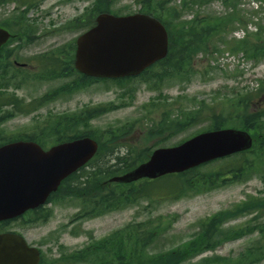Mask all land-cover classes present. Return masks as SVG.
<instances>
[{
  "label": "trees",
  "instance_id": "trees-1",
  "mask_svg": "<svg viewBox=\"0 0 264 264\" xmlns=\"http://www.w3.org/2000/svg\"><path fill=\"white\" fill-rule=\"evenodd\" d=\"M116 1L95 0L93 9L87 11L84 17L77 19L80 28L92 26L95 14L111 12ZM239 1L223 0L222 2L230 10L218 14L200 13L194 10V7L202 8L208 5L211 0H182L183 4L178 8L174 5L175 0H137L136 2L141 5V13L152 14L162 21L169 41L166 58L145 70L139 76L140 81L152 90L160 89L167 80L189 82L194 75L198 74L196 60L199 54L212 57L214 54L228 51L230 54L241 53L254 65L263 63L264 23L261 20L254 23L255 33L247 34L242 40H228V35L237 27H244L250 21L238 10ZM256 1L264 4V0ZM191 11H193L192 19L183 20V12ZM69 27L73 28L74 23ZM134 80L135 78L92 80L80 76L79 81L76 82L80 87L84 83L86 85L94 82H110L124 89ZM134 89L128 86L120 97L132 101ZM69 91L71 89L66 87L63 91L56 90L55 93ZM263 94L264 80H259V87L255 92L234 93L232 97H224L223 101L212 107L203 102H196L194 99L191 101L196 106L190 110L174 109L173 103L151 102L143 108L148 116L157 109H162V117L159 122L152 121L149 126H146L144 136L140 140L141 144H133L134 140L130 141L127 137L136 124L134 121L107 127L103 131L89 128L91 120L126 107L129 102H121L120 105H99L95 110L82 111L80 114L55 115L46 119L28 134L23 133L6 138L0 130V142L1 140H29L45 148L51 142L57 143L81 136L94 138L99 144L96 156L86 165V168L61 184L57 196L75 199L85 205L83 213L90 212L94 216H102L140 202H146L151 207V204L200 195L227 183L243 181L257 171H264V103L259 104ZM52 98L53 96L43 97L45 102L51 101ZM13 103V100L0 101V110ZM9 117H11L9 113H0V124ZM202 121L208 122L207 130L230 127L248 131L255 141L253 149L182 174L167 176L160 181L142 180L128 185L107 182L112 176L128 172L144 162L153 148L164 145L169 139ZM122 147L126 154L116 155L119 149H123ZM162 188L168 192L162 194ZM148 209L149 207L145 208V210ZM252 211H258L260 215H263L264 199L256 202L248 200L227 211L219 212L209 219L199 221V231L190 241L158 256L145 255L144 264H179L198 254L213 251L226 242L241 239L252 233L251 224L227 231H222L220 225L227 219H236ZM31 217L32 215L28 214L17 221L22 226L29 225L31 220L33 224L39 223L37 217L33 219ZM174 219L158 217L142 224L127 225L108 237L93 240L85 250L94 253L87 256V259L90 258L89 264H107L109 252L125 251L127 245H129V251L141 249L146 252L150 243L163 235ZM14 221L1 223L0 232ZM256 227L263 235L264 223L258 221ZM125 236L128 239H124ZM262 261H264V240H258L234 257H211L202 260L199 264H260Z\"/></svg>",
  "mask_w": 264,
  "mask_h": 264
},
{
  "label": "rangeland",
  "instance_id": "rangeland-1",
  "mask_svg": "<svg viewBox=\"0 0 264 264\" xmlns=\"http://www.w3.org/2000/svg\"><path fill=\"white\" fill-rule=\"evenodd\" d=\"M90 1H71V0H44L38 2V8L31 10L29 13L30 19L36 16L43 17L41 22L35 23L40 30L37 36H42L36 42V47H31L27 55H36L41 52L44 54L54 51L51 48L56 44L70 43L75 37L80 34V29L71 31L56 32L64 23L68 22L78 15H81L84 10L89 6ZM256 2L254 0H242L238 8H240L247 15L250 11L256 9ZM2 8L1 10L9 9ZM140 6L136 4V0H117L112 10L122 15L136 13ZM225 6L220 0H213L205 8H199V12H223ZM44 15V16H43ZM192 18V14L186 15V19ZM260 18L264 21V13ZM255 20V19H254ZM52 23V25H51ZM254 25H248L247 30L252 31ZM241 32L238 30L231 34L230 37L239 39ZM236 57V55H235ZM199 58H202L199 56ZM215 58V56H214ZM202 61H199L201 63ZM246 67L240 68L237 64L233 63V58L230 55L223 54L215 59H205L199 64L198 72L191 82L187 84H166L161 89V94L166 98L168 103L175 101L179 102L181 108L188 109L193 106L192 103L187 102L185 99H195L198 102H205L207 105L213 104L215 94L218 96L230 95L232 92H244L245 90H256L259 80L264 79V64L254 66L252 63H247ZM207 69V72L203 73ZM246 69V71H245ZM238 72L242 74L239 75ZM65 80L59 79L46 83H29L22 89L15 92L18 98L30 101L38 98L50 89L59 86ZM110 89L105 90L104 84H93L87 91L74 94L68 99L55 100L31 114H19L11 120L3 124L2 130L4 136L23 134L32 131L38 125H41L47 117L58 115L65 112H73L84 105L96 106L98 104H105L113 102L119 104L121 100L130 102L127 99H120L118 96L122 92L121 89L108 84ZM136 91H134L133 101L124 108H121L113 113L106 114L97 120L91 121V126L94 130H102L107 126L119 125L127 121H135L141 119L146 111L142 108L143 105L149 103L155 98L158 92L149 90L146 85L135 83ZM11 92V91H10ZM156 100V99H154ZM161 102V101H160ZM255 102V101H254ZM162 109H157L150 117H155L156 114H161ZM176 113V112H175ZM159 117H157L158 119ZM142 122L141 124H144ZM139 124V125H141ZM207 123L203 122L192 127H188L185 132H182L172 139L167 141V145H173L179 140H182L197 131L206 128ZM138 128L131 131V137L137 139L140 136ZM264 188V182L258 176H252L244 183L230 184L227 187L210 192L208 194L183 198L177 201H167L155 205L149 212H145L144 205L127 209L122 212L112 213L102 218L86 222L82 230L84 233L91 234L94 239L104 237L117 229H120L128 224L141 223L147 219L153 220L156 216H163L171 219L175 216L171 227L158 237L155 243L150 247L149 252H161L174 248L190 238V235L195 230V224L206 218L207 216L231 207L233 204L242 201L245 196L257 195ZM66 204L65 206H59ZM56 207H52L54 218L45 226L37 228H30L21 226L15 223L10 226V231L21 233L24 238L31 245L40 246L47 258L57 256L59 253L58 246H64L68 251L74 250L86 244L89 235H80L78 237L62 234L57 241H50L54 231L66 224L78 211V206L75 203H60ZM248 217L240 218L231 223V226L243 225ZM257 236L243 238L240 240L232 241L223 244L213 253H206L193 262L198 261L202 257L220 256L228 257L233 256L242 251L249 243L257 240ZM43 240L45 244H41ZM264 264V261L261 263Z\"/></svg>",
  "mask_w": 264,
  "mask_h": 264
},
{
  "label": "water",
  "instance_id": "water-1",
  "mask_svg": "<svg viewBox=\"0 0 264 264\" xmlns=\"http://www.w3.org/2000/svg\"><path fill=\"white\" fill-rule=\"evenodd\" d=\"M7 34L0 31V45ZM75 68L88 77L136 76L166 56L167 34L156 20L134 15H100L96 26L76 41ZM250 137L232 130L199 135L182 145L156 150L135 171L113 178L128 183L183 172L215 158L246 150ZM97 150L84 138L42 151L36 144L17 142L0 148V221L13 219L42 204L60 181L88 162ZM39 254L13 234L0 235V264H38Z\"/></svg>",
  "mask_w": 264,
  "mask_h": 264
},
{
  "label": "flooded vegetation",
  "instance_id": "flooded-vegetation-1",
  "mask_svg": "<svg viewBox=\"0 0 264 264\" xmlns=\"http://www.w3.org/2000/svg\"><path fill=\"white\" fill-rule=\"evenodd\" d=\"M12 18H5L3 15L0 14V28L6 29L4 27L6 26H13V30L18 33H14L11 31L12 39H21L20 37L24 38L23 40H29L32 38V36L23 37L20 34L23 33V27L21 25L22 18H19L16 20L15 18L11 21ZM11 21V22H10ZM20 41H17L14 44H7L3 48L0 49V66L6 67L7 69L12 65L15 68H21V69H31L30 61H28L27 58H21L23 56L24 47L26 46ZM22 65H26L25 67H21ZM117 254V253H116ZM122 260L121 261H111L110 263H122V264H129L130 262L133 263V261L129 260L130 253L128 251H124L121 253ZM132 255L135 253H131ZM136 255H139L136 253Z\"/></svg>",
  "mask_w": 264,
  "mask_h": 264
}]
</instances>
